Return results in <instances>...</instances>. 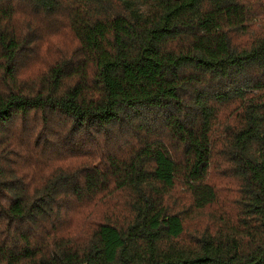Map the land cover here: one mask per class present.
<instances>
[{"label": "trees", "instance_id": "obj_1", "mask_svg": "<svg viewBox=\"0 0 264 264\" xmlns=\"http://www.w3.org/2000/svg\"><path fill=\"white\" fill-rule=\"evenodd\" d=\"M0 264H264V0H0Z\"/></svg>", "mask_w": 264, "mask_h": 264}, {"label": "rangeland", "instance_id": "obj_2", "mask_svg": "<svg viewBox=\"0 0 264 264\" xmlns=\"http://www.w3.org/2000/svg\"><path fill=\"white\" fill-rule=\"evenodd\" d=\"M224 120L225 117H223L221 122H224ZM220 129L222 131L221 126ZM219 168L221 169V171L219 170ZM223 168L224 165L220 164L219 162H216L212 167L211 180L218 190V203L208 209V211H211V213L222 211L224 209L228 210V207L230 206L231 202L235 199L237 194V188L234 179L222 172ZM80 217L81 214L76 213L72 218V224H76L80 220ZM204 219H208V214L204 215ZM196 220H193L192 222H195ZM201 225H203L202 222L198 226Z\"/></svg>", "mask_w": 264, "mask_h": 264}]
</instances>
